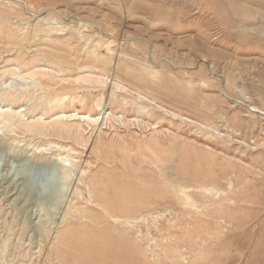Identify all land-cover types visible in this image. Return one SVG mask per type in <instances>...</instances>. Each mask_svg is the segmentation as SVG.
<instances>
[{"label": "rangeland", "instance_id": "rangeland-1", "mask_svg": "<svg viewBox=\"0 0 264 264\" xmlns=\"http://www.w3.org/2000/svg\"><path fill=\"white\" fill-rule=\"evenodd\" d=\"M6 106L0 264H264V0H0Z\"/></svg>", "mask_w": 264, "mask_h": 264}, {"label": "bare ground", "instance_id": "bare-ground-1", "mask_svg": "<svg viewBox=\"0 0 264 264\" xmlns=\"http://www.w3.org/2000/svg\"><path fill=\"white\" fill-rule=\"evenodd\" d=\"M103 47H105V45L103 46ZM107 52V51H106ZM108 53V52H107ZM112 53V52H111ZM111 53H110V55H111ZM99 56V55H98ZM102 56V55H101ZM93 58L95 59V60H97V56L96 55H93ZM7 68V67H6ZM34 72V71H33ZM5 73V72H4ZM13 95V94H12ZM12 98V97H11ZM14 98V97H13ZM21 98V97H20ZM40 99H41V97H40ZM74 99V98H73ZM40 102V101H39ZM42 102V101H41ZM74 102V101H73ZM41 104V103H40ZM11 105V104H10ZM35 106V105H34ZM37 106V105H36ZM41 106V105H40ZM42 107H44V105H43V103H42ZM253 110V109H252ZM257 111V110H256ZM24 111L23 110H20V109H17L16 111H14V110H12V108L11 107H9V106H6V107H2V108H0V119H2V118H4V117H6V120H8V121H11V120H14L16 117H20L21 116V113H23ZM258 112H260V111H258ZM257 112V113H258ZM262 114V113H261ZM42 117V116H41ZM52 117V116H51ZM98 117V116H97ZM97 117H90L89 115H83V116H79L78 115V113L77 112H72L71 114H67V113H64V112H60V113H58L57 115H55L52 119H51V121H50V124H52L53 125V127H56V129H53V131L54 132H56V133H59L60 131H62V129H65L67 126H66V123H68V121H73L74 119H82V120H85V121H87V122H89L90 124H95L96 122H97ZM37 118V117H36ZM32 121V120H31ZM42 119L41 118H39V119H36V120H34V121H32L30 124H21V123H19L20 125L19 126H21V127H23L25 130H27V131H29V132H35L36 134H39V135H43L44 134V132H43V130H45V128L47 127V125H43L42 123ZM44 122V121H43ZM50 124H49V126H50ZM51 128V127H50ZM75 128V127H74ZM76 130V129H75ZM49 132H50V130H48ZM47 131V132H48ZM53 132V133H54ZM55 134V133H54ZM50 146V145H49ZM51 146H52V144H51ZM39 149H41L40 151H45L44 149L45 148H39ZM43 149V150H42ZM36 152V151H35ZM63 157H59V155H58V157L56 158V159H58L61 163H62V165H61V168L63 169V170H67V171H65V172H68V167H67V164H65L66 163V159H62ZM71 162V161H70ZM68 163V165H69V167H71V165H72V163ZM75 165V164H74ZM75 167V166H74ZM81 177H82V180H90L91 181V184H92V186L91 187H95V186H97V185H99V181L97 180V179H95L93 176H91V177H88L87 176V173H86V171L84 170V171H82L81 172ZM79 178V177H78ZM81 180V181H82ZM84 183V182H83ZM90 187V188H91ZM96 188V187H95ZM96 192V191H95ZM94 192V193H95ZM81 196V195H80ZM90 198L91 199H93L94 198V196L92 195V191L90 192ZM108 211V210H107ZM79 212V210H77L75 207H73V206H71V205H68V207H67V209H66V211H65V213H64V215H63V217H62V219H61V224H63L64 222H65V219L67 218V217H70V216H72L74 213H78ZM84 214V213H83ZM108 217L109 218H113L114 216L113 215H111V214H108ZM85 219V218H84ZM65 224V223H64ZM98 226H99V224H98ZM64 228L66 227V228H68V227H70L69 225H66L65 224V226H63ZM52 231V230H51ZM58 231V230H57ZM48 232V231H47ZM64 236V234L63 233H61L60 231H58V232H56V235H55V237H54V243H53V245H56V244H59V243H61L62 241H63V239L61 238V237H63ZM67 236V235H66ZM49 238V237H48ZM47 238V239H48ZM51 239V238H50ZM52 243V242H51ZM56 248V247H55ZM52 251V250H51ZM52 253V252H51Z\"/></svg>", "mask_w": 264, "mask_h": 264}]
</instances>
